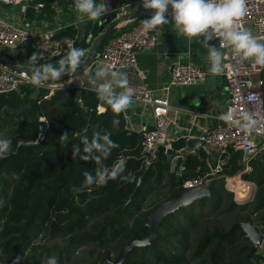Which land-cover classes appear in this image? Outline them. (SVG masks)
Wrapping results in <instances>:
<instances>
[{"label":"trees","instance_id":"16d2710c","mask_svg":"<svg viewBox=\"0 0 264 264\" xmlns=\"http://www.w3.org/2000/svg\"><path fill=\"white\" fill-rule=\"evenodd\" d=\"M37 3L44 7L34 18L50 20L55 15L48 0ZM99 34L98 22L89 24L84 38L70 26L56 32L51 42L62 46L68 40L74 47H86L89 36ZM34 52L40 56L36 65L28 61ZM48 52L30 46L16 61L39 67ZM47 96L49 90L34 87L0 95V135L12 142L9 153L0 155V264H39L45 255L68 264L71 255L83 249L88 250L80 264H112L132 241L145 237L150 217L185 181L202 178L218 164L224 176L243 168L240 152L229 150L219 157L201 149L186 153L184 171L177 176L165 148L149 160L143 154V134L130 127L124 113L115 114L110 107L101 112L102 102L89 87L63 88ZM113 119L120 121L115 128ZM43 123L47 129L41 140ZM65 131L69 139L61 143L58 138ZM96 132L111 133L118 145L102 161L116 175L104 185L74 193L73 186L83 185V173L94 174L97 164L73 159L71 146L83 135L91 140ZM186 145L185 139L174 141L173 155L186 152ZM121 165L123 170L117 172ZM250 166L253 171L244 178L257 190L247 206L239 207L224 178L215 180L210 197L166 217L155 241L133 248L121 264H264L242 228L250 223L264 234V155L252 159ZM249 207L252 212L242 223L235 214ZM50 243L59 245L48 247Z\"/></svg>","mask_w":264,"mask_h":264},{"label":"built area","instance_id":"2783aa9c","mask_svg":"<svg viewBox=\"0 0 264 264\" xmlns=\"http://www.w3.org/2000/svg\"><path fill=\"white\" fill-rule=\"evenodd\" d=\"M39 1L46 0H0V6L10 8L23 3L40 11L44 5L37 3ZM246 7L247 13L237 21L238 25L250 29L254 36L261 38V42H264V0H246ZM142 11L148 10L141 6L140 0H130L129 2L108 0L107 15L115 14L117 18H121ZM148 18L150 17L118 26L115 36L104 44L92 65L104 66L107 64L113 70L138 69L139 51L151 50L156 47L158 31L161 27L159 26L150 32H144L141 27L142 21ZM39 37L34 32H27L14 25L10 15L6 17L0 11V49L11 50L15 60L18 54L25 53L30 46L36 47L35 43ZM90 38L95 43V39L93 40L91 36ZM215 41L225 55L226 67L218 76L225 80L230 99L226 113L219 118L221 123L217 127L207 128L200 139L204 142L203 149L206 152H215L219 157L225 155L229 150L240 152L242 164L247 166L246 171H250L251 169L248 167L250 161L256 156L264 155V68L254 66L251 60H241L234 56L222 40L217 39ZM65 43L68 44L67 50L74 47L73 41L67 40ZM57 46L60 44L57 43ZM165 57L169 58L170 54L166 53ZM86 73L87 71L76 78L81 81V85L76 86L73 81L69 82V80L64 87L59 86V84L35 87L30 83L31 77L29 75L15 71L0 62V95L21 91L25 87H34L49 90V96H47L49 98L59 89H85L87 85H84L81 79ZM209 77L210 73L204 68L192 63H183L173 67L170 82L161 89L149 87L146 83L147 77L142 72H139V82L129 84L133 90L132 102L135 105L151 108L152 120L145 124L141 131L143 134V154H147L149 160L154 159L162 147L165 148L167 154L169 150L173 151V141L169 137L171 105L167 95L175 87H188L205 83ZM100 110L103 112L105 108L101 106ZM229 110L232 112V120L226 121L223 117L229 113ZM248 114H251L257 122L256 127L251 132L243 131L238 125V121H242L243 116ZM186 153L191 152H178L175 156L173 154L170 156L172 158V172L177 176H182L184 171L181 162L184 161ZM222 173V164H218L215 168L211 167L210 173L202 178L185 181L183 189L198 186L209 188L213 181L221 180L220 178L227 179ZM229 181L230 179L226 180L227 186L231 184ZM241 183L242 185L249 184V182ZM248 196L249 194L246 195V197ZM243 197L245 198V196ZM243 197H236L235 199ZM258 249L264 257V239Z\"/></svg>","mask_w":264,"mask_h":264},{"label":"clouds","instance_id":"9594fccd","mask_svg":"<svg viewBox=\"0 0 264 264\" xmlns=\"http://www.w3.org/2000/svg\"><path fill=\"white\" fill-rule=\"evenodd\" d=\"M146 10H153L150 18L142 21L144 32H150L159 26L173 25L178 34L185 37L189 43L202 45L207 49L209 72L221 74L226 65L224 53L210 42L220 39L226 43L234 56L241 60H251L254 66L264 68V42L254 36L252 31L240 27L237 21L247 13L246 0H140ZM73 8L89 21H97L108 13V0H74ZM85 50L80 47H71L55 63H47L37 67L31 73L30 83L35 87H43L49 82H60L61 77L68 75L70 80L78 69L83 68ZM40 56L34 52L29 63L36 65ZM90 90L97 99L110 106L115 114L124 113L132 104L133 90L129 86V76L126 71L113 70L110 65L97 67ZM226 121L232 120V112L223 117ZM119 119H113V127L119 125ZM256 120L251 115L243 116L238 121L239 127L245 132H251L256 127ZM68 132H63L58 140L68 141ZM11 140L0 135V155L9 153ZM82 145V147H81ZM118 145L111 139L109 132H96L91 140L87 135L80 136V142L71 146L73 159L79 156L83 161H94L97 167L93 172L85 171L83 185L73 186L72 191L79 193L92 185L100 186L107 183L116 173H109L103 166V159L110 155L111 150ZM83 153V154H81ZM19 260V257H17ZM46 264H58L55 256H50Z\"/></svg>","mask_w":264,"mask_h":264},{"label":"crops","instance_id":"0c3cea01","mask_svg":"<svg viewBox=\"0 0 264 264\" xmlns=\"http://www.w3.org/2000/svg\"><path fill=\"white\" fill-rule=\"evenodd\" d=\"M52 5L56 18H51L55 24L46 22V20H39L31 18L32 26L28 27L27 23L20 24L18 27L34 32L40 25L45 28H51V32H55L56 25L58 28L74 26L81 31V37L86 35L90 23L95 24L97 21H89L86 17L81 20L80 14L74 10V0H48ZM4 15L8 17L11 15V7H4ZM0 6V11H1ZM37 11L35 15H38ZM54 15V16H55ZM53 19V20H52ZM12 22V20H11ZM53 34V33H51ZM158 42L155 48L151 50H143L138 53L139 68L124 69L129 76V84L139 82V72L146 75V83L152 89H161L168 85L171 79V72L175 65L183 63H192L208 70L207 49L202 45L196 43H189L188 40L174 29L173 25L161 26L158 31ZM91 36V35H90ZM87 40V46L84 47L86 58L93 48V41L91 38ZM92 39L97 37L91 36ZM215 44L216 41L210 42ZM219 49V48H218ZM169 53L170 57L166 58L165 54ZM93 66V65H92ZM100 66L91 67L86 74L82 76V81L91 87V81L94 79L95 70ZM139 70V72H138ZM210 73V72H209ZM171 105L170 117L171 127L169 137L174 142L180 139L201 138L202 134L207 128L217 127L220 122V117L226 113V108L229 103V90L224 79L216 74H211L205 83H199L188 87H175L167 95ZM133 111V119L137 127H143L149 123L151 118V111ZM128 120H130L128 118ZM130 123V121H129ZM130 127L132 128L131 124ZM187 148V145H186ZM187 152V150L185 149Z\"/></svg>","mask_w":264,"mask_h":264},{"label":"water","instance_id":"95a60500","mask_svg":"<svg viewBox=\"0 0 264 264\" xmlns=\"http://www.w3.org/2000/svg\"><path fill=\"white\" fill-rule=\"evenodd\" d=\"M36 13H37L36 8L29 7L26 4L21 3V4L11 7L10 19L12 20V23L14 25L18 26L20 24L27 23V21L33 18ZM152 13H153V10H148V11L138 12L133 15L121 17V18H117L115 14L106 15L100 18L98 22L99 28H100V34L97 40L95 41L93 48L90 51L89 55L84 59L86 61L84 67L78 69L77 72L73 74L71 80L79 77L80 75H82L84 72L88 71L92 67L93 62L96 59L97 55L99 54L105 41L116 32V30L118 29V26L124 23H127V22L136 21L142 18L150 17ZM21 29L25 30L23 27ZM25 31L29 32V30H25ZM80 48L84 49L83 43L81 44ZM0 62L15 71L25 73L29 75L30 77H31V73L34 72V70L30 69L29 67L19 64L15 60L14 53L11 50L0 49ZM69 80H70V77L68 75H64L61 77L60 82L62 83V82H66ZM54 84H59V82H49L45 85H54ZM101 106L105 109L107 107H110L104 103H101ZM145 109L150 110L151 108L146 107ZM134 110L144 111V108L138 107L132 102V104L124 112V114L127 116V118L130 119L129 121L132 126V129L136 132H141L142 127L141 126L137 127L133 119ZM151 120L152 118L149 119V121ZM46 129H47V124L43 123L41 125V140L45 136ZM203 147H204V142L201 139L199 138L190 139L187 142L186 150L187 152L196 153L199 150L203 149ZM172 154H173V151L169 150L168 155L172 156ZM145 156L147 157L148 155L146 154ZM122 170H123V166L121 165L117 169V172H121ZM210 195H211L210 189L207 188L206 186H198V187L191 188V189H183L177 192L167 202L160 205L157 208V210L153 213V215L150 217L149 223L147 225L148 232L145 235V237L141 241H137V240L132 241L122 251L120 257L112 264H121L125 260L128 252H130L135 247L144 248V247L151 245L157 238L158 230L160 229L162 221L166 217L176 213L182 208H187L193 205L197 201L210 197ZM250 198L251 197L237 198L236 201L240 205H242L245 202H249ZM242 228H243V232L245 233L246 237L251 241L252 244H254L258 248L262 244L263 239H264V235L260 232V229L257 226H254L250 223L244 224Z\"/></svg>","mask_w":264,"mask_h":264},{"label":"rangeland","instance_id":"374dc122","mask_svg":"<svg viewBox=\"0 0 264 264\" xmlns=\"http://www.w3.org/2000/svg\"><path fill=\"white\" fill-rule=\"evenodd\" d=\"M1 9H2L1 12L4 14V9L5 8L4 7H1ZM53 17H52L53 19H57L56 18V15L53 16ZM28 22L30 23V24H28V27L31 28L32 23H31V21H28ZM46 22H48V23L51 22V24H53V25L55 24L53 21H50V20H46ZM40 24L41 23H39V26L37 27L38 30L35 31V33L38 34V36H40L37 39V41L35 43V46L36 47L44 48L45 50L49 51L48 52L49 55L46 57L45 64H47V63H53V64H55L61 58V56L64 55L66 53V51H68L67 50L68 44L65 43L62 46L61 45L60 46H57V43L51 42V37L56 32L60 31L61 29H65V27L58 28V25H56L55 32H51V30H52L51 28H45L44 26H42ZM51 33H53V34H51ZM97 38H98V36H97ZM97 38L95 39V41L97 40ZM30 69L36 71L37 70V67H31ZM71 81H73L74 82V85H76V86L77 85H81V81L80 80H77L76 78L73 79V80H70L69 82H71ZM62 83H63V85H65V83H68V82L66 81V82H62ZM83 83H86V82H83ZM256 157H258V156H256ZM248 167L251 169L250 171L249 170L246 171L247 166L246 165H243L242 170H240L237 174H235L233 176H228L227 174H225L226 177H227V179L223 180L224 181L225 189L227 191H229V193L231 192L233 194L234 199L236 197H243V196L246 197V195H248V194H249L248 197H251L250 198V201H252L253 198H254L255 192L257 190V186L253 182L247 181L244 178V175H250L252 173V171H253V169H252L251 166H248ZM220 179H222V178H220ZM228 179H230L229 183H231L229 186H227V183H226V180H228ZM219 182H222V180L221 181L219 180ZM241 182H249V184L248 185L247 184L239 185V183L241 184ZM252 192H254V193L252 194ZM241 195H243V196H241ZM246 203L247 202L243 203L239 207L243 209L244 206H247ZM250 209L251 208L249 207L244 213H241V214L237 213V214H235V217L237 219H240V221H242V223H246L244 221L249 217L250 213L252 212ZM263 231H264V229H263ZM260 232H261V229H260ZM47 245H48V247H52L54 245H59V243H50V244H47ZM87 250L88 249H83V250H81L79 252H76V253L74 252L73 255H71V257H70L72 259V262H69L68 264H80L81 260L86 256ZM71 252H73V251H71ZM74 255H75V258H73ZM48 257H49V255H45L41 259V261L39 262V264H46V260H47ZM55 257L57 258V256H55ZM57 260H58V258H57ZM64 262H66V261H64ZM64 262L58 263V264H64ZM65 264H67V263H65Z\"/></svg>","mask_w":264,"mask_h":264},{"label":"bare ground","instance_id":"6f19581e","mask_svg":"<svg viewBox=\"0 0 264 264\" xmlns=\"http://www.w3.org/2000/svg\"><path fill=\"white\" fill-rule=\"evenodd\" d=\"M239 185H242V183L241 184L239 183Z\"/></svg>","mask_w":264,"mask_h":264}]
</instances>
